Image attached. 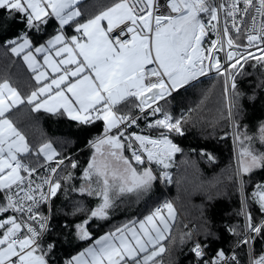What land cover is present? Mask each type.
<instances>
[{
  "label": "snow or ice",
  "instance_id": "obj_1",
  "mask_svg": "<svg viewBox=\"0 0 264 264\" xmlns=\"http://www.w3.org/2000/svg\"><path fill=\"white\" fill-rule=\"evenodd\" d=\"M77 3L0 0V13H8L7 18L0 14V29L10 19L22 17L26 31L8 44L13 54H23L37 84L27 97H22L8 80L0 82V264H50V254L56 247L49 239L52 202L62 189L55 174L64 164L63 159L56 162V167H49V175L44 176L38 173L43 165L26 162V157L33 154L52 161L59 153L50 142L33 152L8 115L14 107L26 102L35 112L67 115L82 125L104 122L105 134L91 142L95 154L84 170L86 180L95 176L102 186L93 189L89 183L78 191L100 196L102 203L91 211V217L106 219L114 206L110 193H146L158 179L153 168L138 171L132 161L144 165L146 154L147 161L161 169L159 178H171L167 170L182 149L169 136L184 135L182 120L174 119L158 105L153 108V104L213 69L225 77V93L231 91L238 102L242 93L237 89L236 77L244 74V65L254 60L264 66V0H116L82 23L77 19L82 16L75 7ZM53 17L59 29L40 43L42 37L31 33L41 32V26ZM70 23H75L78 35L65 34L64 26ZM209 32L217 38L205 48ZM241 39L243 42L238 43ZM225 46L226 64H222L218 53ZM253 48L259 56L251 51ZM130 99L139 101L134 107L141 113L150 109L146 115L163 114L162 119L147 125L149 129L164 130L158 138L137 133L125 136L123 131L110 134L125 122L126 127L137 123L138 117L117 111V105ZM228 117L233 119L231 107ZM233 127L241 145L238 175L264 169V152L251 147L252 137L240 134L238 122ZM260 130L264 142V125ZM136 142L138 147H134ZM125 148L131 152V159L124 155ZM71 167L76 168V162H71ZM64 179L65 183L70 181L71 173ZM240 183L243 185L242 179ZM255 195L264 212V185H257ZM42 206L48 208V214L41 211ZM246 218L249 233H264V220L254 223L251 213ZM174 219V206L166 201L143 219L130 221L97 239L93 247L66 264H157V257L167 251L161 242L168 238ZM88 223L84 220L75 225L80 240L90 239ZM187 235L191 237V233ZM211 236L208 230L207 237ZM254 239L246 235L240 243L247 245ZM206 248V244L194 241L191 252L198 264H228L222 249L206 259ZM231 260L236 261L235 255ZM253 264H264V255Z\"/></svg>",
  "mask_w": 264,
  "mask_h": 264
},
{
  "label": "trees",
  "instance_id": "obj_2",
  "mask_svg": "<svg viewBox=\"0 0 264 264\" xmlns=\"http://www.w3.org/2000/svg\"><path fill=\"white\" fill-rule=\"evenodd\" d=\"M116 0H85L81 7L85 14L78 18L83 21L110 7ZM7 18L8 13H0ZM75 23L66 26L63 31L67 36L75 33ZM42 31L31 35L42 37L44 43L59 29L57 22L51 18L47 25H42ZM26 31L22 17L9 20L0 29V82L8 80L23 97H27L36 87L34 73L25 65L21 55L11 52L9 40L16 39ZM255 65V66H253ZM243 75H237V89L242 93L237 102L232 96L233 119H229L230 108L228 93H225V77L217 74L195 81L187 88L173 95L170 101L159 105L174 119H181L184 135L170 134L169 138L182 151L173 157L170 173L171 183L167 185L169 194L166 195L158 185H155L149 200L153 207H157L166 200H173L179 213L175 219L167 240L162 244L165 251L157 257V264H198L191 252L195 236L213 253L223 250L225 253L233 250L246 236V216L251 213L253 222L259 224L264 220V212L256 199L257 185H264V169H254L248 175L239 173L240 142L235 143L236 130L233 124L238 122L241 135H250L251 147L264 152L261 126L264 125V66L250 60L242 69ZM232 94V93H231ZM139 101L130 99L118 106L119 114L134 116L138 109L134 107ZM146 112V113H150ZM140 117V122L155 121L162 113ZM16 127L26 136L33 152L41 144L53 143L62 155L56 159H67L59 180L65 183V177L71 173L73 181L65 191L62 189L54 198L50 241L56 243L50 254V264H66L79 250L85 249L91 242L107 231H115L128 223L127 220L140 218L138 209L127 207L118 212L120 199L111 211L108 220L101 221L91 217L95 209V197L81 194L78 189L82 183V174L91 157V142L104 136V124L100 121L82 125L65 115L35 112L32 105L26 102L13 109L9 114ZM159 132H152L157 134ZM160 134V133H159ZM249 142H245L248 146ZM214 158L208 159V155ZM131 157V153L128 152ZM41 156L31 155L26 161L33 164H43ZM71 162L77 167L72 168ZM136 166L143 169L145 166ZM155 173L160 168L153 163ZM243 180V185L240 181ZM68 183V182H67ZM65 183V184H67ZM71 187L70 189H68ZM73 189H76L75 191ZM168 198V199H167ZM153 208V209H154ZM151 207L145 209L148 214ZM184 219L186 222H184ZM88 220L90 239L79 241L73 237L75 225ZM234 229L235 232L229 231ZM208 230L212 236L207 237ZM106 231V232H107ZM191 233V237L187 235ZM253 249L255 254L264 252V233L256 235ZM241 257V264L246 263L247 246L241 244L237 249Z\"/></svg>",
  "mask_w": 264,
  "mask_h": 264
},
{
  "label": "built area",
  "instance_id": "obj_3",
  "mask_svg": "<svg viewBox=\"0 0 264 264\" xmlns=\"http://www.w3.org/2000/svg\"><path fill=\"white\" fill-rule=\"evenodd\" d=\"M217 2H219V0H217ZM221 16H223V13H221ZM204 18L207 19V17H204ZM233 35H235V33H233ZM216 38H217V37H216L215 34H213L212 32H209L208 35L205 37V40H204V44H203V46H204L205 48L208 47L209 44H210V41H211V40H214V39H216ZM237 42H238V43H242L243 40L241 39L240 41H237ZM227 51H228V49H227V47L225 46V49L222 50V51H220V52L218 53L219 58H220V61H221L222 64H226V52H227ZM251 51H253L254 54L257 55V56L260 55V52L257 51L255 48L251 49ZM217 74H218V73L215 71V69H213V70L207 72L205 75H202V76L197 77L196 80L191 81L189 84L185 85L183 88H181V89H179V90L173 92L171 96H166L164 99L159 100L156 104H153V108L156 107L157 105H158V106L161 105L162 102H164V101H170V99H171V97H172L173 95H175V94L178 93L179 91H181V90L187 88L189 85H191V84L194 83L195 81H198V80H200V79H202V78H205V77L215 76V75H217ZM230 95H231V91L228 92V96H229V97H230ZM149 111H151V110H150V109H146V110H145V113H146V112H149ZM143 114H144V113H141V112H139V110H138V113H137L136 115L133 116V117H138V119H137V123H136V124L132 125L131 127H126L125 125L127 124V122H125V124L120 125V129H119V130L115 129V132L118 133V131H123L125 136H131L132 133H137V134H140V135H149V136H151V137H153V138H158L159 135H160L159 133H161V132L164 131V130H163V129H159V128H152V129H149V128L147 127L148 123H149V122H154V121H148V122H145V123L140 122V117H141ZM168 114H169V113H168ZM169 115H170V114H169ZM162 118H163V114L161 115V117H160L159 119H162ZM152 132H159V133H157V134H152ZM110 134H112V133H110ZM134 147H138V142H136V143L134 144ZM130 159H131V157H130ZM144 159H145V164H144V165H137L135 161H132V162H133V164H135V165H137V166H145V167H151V168H153V163L150 164V163L147 161V156H146V154H144ZM59 160H61V159H54V160H52V161H46V162H44L43 164H41V165H43V167H39V168H38V173H39V175H41V176L49 175L48 168H49V167H56V162L59 161ZM63 160H64V164H63V165H60V167L57 168V172H56V174H55V178H56V179H59V178H60V175H61L62 169L64 168V166H65V164H66V162H67V159H63ZM26 162H27V161H26ZM153 170H154V169H153ZM154 173H155V171H154ZM155 174L158 176V179L155 181L156 184L161 188V190L164 192V194L168 195V194H169V192H168L169 189H168L167 185L171 183V178H170V180H168V179H162V178H159V174H157V173H155ZM169 201L173 204L174 209L176 210V212L178 211V213H179L178 207L176 206L175 202H174L173 200H171V199H169ZM53 202H54V198H53ZM53 202H52V209H53ZM165 202H166V201H165ZM163 203H164V202H162L160 205H162ZM160 205H158V206H160ZM158 206H157V207H158ZM41 211L45 212V214H48V208H47L46 206H42V207H41ZM51 219H52V212H51ZM246 221H247V218H246ZM184 222H186L185 219H184ZM50 224H51V221H50ZM186 224H187V226L189 227L190 232H191L192 235L194 236V241L199 240V239L195 236L193 229L188 225L187 222H186ZM246 235L251 239V237H253V236L256 237L257 234H255V233H249L248 230L246 229ZM244 238H245V237H244ZM254 240H255V239H254ZM254 240H251V242H250L249 244L246 245V246H247V258H246V263H245V264H253V262H254L255 259H258L261 255H264V252L259 253V254H255L254 249H253V243H254ZM199 241H200V240H199ZM200 242H201V241H200ZM241 244H242V243H239V244H238L233 250H231V251L228 252V253H225L226 257L228 258V264H236V261H238L239 264H241V262H242V261H241V257H240V255H239L238 252H237V249H238V247H239ZM206 253H207V255H206V257H205L206 259H211L213 256H215V253L209 251L207 248H206ZM233 255H235V257H236V261H232V260H231V257H232Z\"/></svg>",
  "mask_w": 264,
  "mask_h": 264
},
{
  "label": "rangeland",
  "instance_id": "obj_4",
  "mask_svg": "<svg viewBox=\"0 0 264 264\" xmlns=\"http://www.w3.org/2000/svg\"><path fill=\"white\" fill-rule=\"evenodd\" d=\"M25 62V61H24ZM27 67H28V65H27ZM243 135H245V134H243ZM242 135V136H243ZM247 136H249V137H251L250 135H247ZM122 140H123V138H121ZM237 142V140H236V134H235V143ZM51 143V142H50ZM52 144V146H53V148L57 151V153H60V155H62V152L61 151H59L58 149H56V147H55V145L53 144V143H51ZM107 148V146H105V149ZM126 151H127V149L125 148V150H124V155L125 156H127V157H129L128 156V152H127V154H126ZM131 153V152H130ZM95 154V148H93L92 147V145H91V159H92V157H93V155ZM130 158V157H129ZM40 159L42 160V162L43 161H45V158L41 155V157H40ZM91 159H90V161H91ZM98 159H99V157H98ZM54 160V159H53ZM172 162H173V160H172ZM133 163V162H132ZM156 165V164H155ZM157 166V165H156ZM159 167V166H158ZM239 170H240V164H239ZM84 180L86 181V183L87 182H89V183H91V185H92V188L93 189H99L102 185L101 184H98L96 181H97V177H95V176H93L92 177V180L91 181H88V180H86L85 179V177H84ZM155 183V185H157L156 184V182L154 181L153 182V184ZM118 191H113L110 195L112 196V199L114 198L113 197V194H115V193H117ZM151 192H153V190H152V188L148 191V192H146V193H136V192H133V193H123V194H121V199L122 198H124L125 199V202H128V203H130V206H131V208L129 207V211H131V210H135L137 207V209H138V211H139V213H138V217H140V218H138V220H140V219H143V217L144 216H146V215H148V214H144V212H142V211H145V209L147 208V207H151V209H153L154 207H153V203H149V200L150 199H153L154 197H156V195H154L153 197H149V194L151 193ZM119 193V192H118ZM257 193V192H256ZM256 196V195H255ZM120 197V196H119ZM95 199V202H98V199L97 198H94ZM115 199V198H114ZM114 199H113V201H114ZM123 199V200H124ZM168 199V198H167ZM256 199L258 200V197L256 196ZM166 201H168V202H170L169 200H166ZM133 206V207H132ZM155 209V208H154ZM177 215H178V211L177 212H175V218L177 217ZM175 220V219H174ZM173 220V221H174ZM128 222H130V221H133V219H129V220H127ZM173 221H170V224H172V222ZM165 240H167V239H165ZM164 240V241H165ZM164 241H162L161 243H163ZM79 255V254H78Z\"/></svg>",
  "mask_w": 264,
  "mask_h": 264
},
{
  "label": "crops",
  "instance_id": "obj_5",
  "mask_svg": "<svg viewBox=\"0 0 264 264\" xmlns=\"http://www.w3.org/2000/svg\"><path fill=\"white\" fill-rule=\"evenodd\" d=\"M85 0H78V3H77V5L75 6V7H77L80 11H81V13H82V15L83 14H85V8L84 7H81L80 5H81V3L82 2H84ZM80 4V5H79ZM79 18V17H78ZM77 18V19H78ZM53 19L57 22V24H58V28H59V22L53 17ZM87 20V19H86ZM86 20H83V21H80L81 23L82 22H84V21H86ZM71 24V23H70ZM66 26H68V25H66ZM66 26H64V28L66 27ZM56 34V33H55ZM73 35H78L76 32L73 34ZM54 55V54H53ZM21 57H22V59H23V54H21ZM39 60H40V62L41 63H43V56L42 55H39L38 57H37ZM23 61H24V59H23ZM25 63V65L27 66V64H26V62H24ZM28 68V67H27ZM29 69V68H28ZM30 70V69H29ZM31 71V70H30ZM49 73H50V75H52L51 74V72H50V70H49ZM18 91V90H17ZM21 94V93H20ZM21 96H22V94H21ZM23 97V96H22ZM123 103V102H122ZM121 103V104H122ZM121 104H119V105H121ZM20 105H22V104H20ZM20 105H18V106H16V107H14L13 109H15V108H17V107H19ZM119 105H117V108H118V106ZM33 107V106H32ZM12 109V110H13ZM11 110V111H12ZM42 112H45V111H43V110H41ZM118 111V110H117ZM46 113H48V112H46ZM66 117H68L67 115H65ZM69 118V117H68ZM100 122H102L103 124H104V122L103 121H100ZM16 126V125H15ZM104 127H105V125H104ZM112 134L113 135H115V134H118L117 132H115V129H113L112 130ZM103 137V136H102ZM123 138V137H122ZM127 152H130V151H126V154H127ZM57 158V156L56 157H54V159H56ZM129 158V157H128ZM90 159H91V157L89 158V161H88V164H89V162H90ZM130 159V158H129ZM45 162H46V160H45ZM88 167V165L85 167V169ZM134 167H136V166H134ZM137 168V167H136ZM137 170L138 171H142L143 169H138L137 168ZM69 174V173H68ZM72 175V174H71ZM82 176H83V178H82V183L80 182V185H79V188L81 187V186H87L88 184H89V182H87L86 183V181L84 180V172H83V174H82ZM73 177L74 176H72V179L70 180V181H68V183L67 184H65V183H63L62 185L64 186L63 188H66L68 185H70L71 183H72V181H73ZM71 187H69L68 189H70ZM155 189V183L153 184V186H152V190H154ZM111 194V193H110ZM89 196H91V197H95V198H97L98 199V202H96L95 204H94V207L96 208L100 203H102V198L100 197V196H98V195H89ZM120 196V197H119ZM113 197L115 198H113L114 199V206H113V208H111L110 210H109V215H108V217L106 218V219H99V218H96V219H99V220H101V221H104V220H108V219H110V217H111V211L114 209V207H115V205L119 202V200L121 199V194L120 193H115V194H113ZM125 198V197H124ZM123 198V199H124ZM125 200V199H124ZM131 208V206H130V203H128V202H123V203H120V206H119V209H118V212L120 211V209L121 210H124V209H126V208ZM133 207V206H132ZM138 208V207H137ZM156 208V207H155ZM126 210H128V209H126ZM154 209H151L150 210V212L151 211H153ZM149 212V213H150ZM175 212H176V210H175ZM176 219V218H175ZM134 220H138L137 218H135V219H133V221ZM175 223V220L172 222V224H171V228H172V226H173V224ZM107 229L105 230V233L104 234H102V235H100V237L99 238H101V237H103L104 235H106L107 233H109V232H112V230H109V231H107ZM169 235V234H168ZM73 237H75V238H77L79 241H80V239L77 237V235H76V232L74 233V236ZM98 238V239H99ZM97 240V239H96ZM95 240V241H96ZM81 241H84V240H81ZM95 241H93V242H91L85 249H87V248H90V247H93L94 245H95ZM85 249H82V250H79L74 256H77L80 252H82V251H84ZM143 255V254H142Z\"/></svg>",
  "mask_w": 264,
  "mask_h": 264
},
{
  "label": "water",
  "instance_id": "obj_6",
  "mask_svg": "<svg viewBox=\"0 0 264 264\" xmlns=\"http://www.w3.org/2000/svg\"><path fill=\"white\" fill-rule=\"evenodd\" d=\"M229 104H230V107H231V110L233 111V107H232V94L230 95L229 97ZM234 128V127H233ZM235 130V129H234Z\"/></svg>",
  "mask_w": 264,
  "mask_h": 264
},
{
  "label": "bare ground",
  "instance_id": "obj_7",
  "mask_svg": "<svg viewBox=\"0 0 264 264\" xmlns=\"http://www.w3.org/2000/svg\"><path fill=\"white\" fill-rule=\"evenodd\" d=\"M143 167V166H142ZM216 253V252H215ZM228 253V252H227Z\"/></svg>",
  "mask_w": 264,
  "mask_h": 264
}]
</instances>
